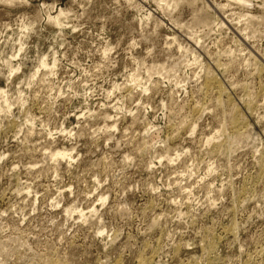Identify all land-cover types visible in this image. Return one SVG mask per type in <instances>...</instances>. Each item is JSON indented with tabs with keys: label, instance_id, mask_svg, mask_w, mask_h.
Returning <instances> with one entry per match:
<instances>
[{
	"label": "rangeland",
	"instance_id": "rangeland-1",
	"mask_svg": "<svg viewBox=\"0 0 264 264\" xmlns=\"http://www.w3.org/2000/svg\"><path fill=\"white\" fill-rule=\"evenodd\" d=\"M249 1L0 0V264H264Z\"/></svg>",
	"mask_w": 264,
	"mask_h": 264
},
{
	"label": "bare ground",
	"instance_id": "bare-ground-1",
	"mask_svg": "<svg viewBox=\"0 0 264 264\" xmlns=\"http://www.w3.org/2000/svg\"><path fill=\"white\" fill-rule=\"evenodd\" d=\"M228 1H233V2H236V3H238V4H241V5H243V6H247V5H249L250 4V1L249 0H228ZM208 82V81H207ZM209 82H210V80H209ZM213 82V79H212V81L210 82V83H212ZM210 83H208L209 84V86H210ZM218 86V85H217ZM228 139V138H227ZM228 142V144L227 145H229L230 144V140H228L227 141ZM56 157H61V159L63 158V159H65V158H69V155L67 154V153H64V152H58V153H56V155H55ZM70 161V160H69ZM172 161V160H171ZM60 264V263H59Z\"/></svg>",
	"mask_w": 264,
	"mask_h": 264
}]
</instances>
